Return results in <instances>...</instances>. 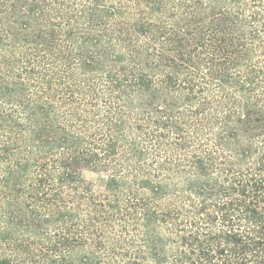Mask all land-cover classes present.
<instances>
[{"label":"trees","instance_id":"trees-1","mask_svg":"<svg viewBox=\"0 0 264 264\" xmlns=\"http://www.w3.org/2000/svg\"><path fill=\"white\" fill-rule=\"evenodd\" d=\"M0 264H264V0H0Z\"/></svg>","mask_w":264,"mask_h":264},{"label":"rangeland","instance_id":"rangeland-1","mask_svg":"<svg viewBox=\"0 0 264 264\" xmlns=\"http://www.w3.org/2000/svg\"><path fill=\"white\" fill-rule=\"evenodd\" d=\"M85 179L91 184L96 194L105 192L108 183V177L97 170H87L84 172Z\"/></svg>","mask_w":264,"mask_h":264}]
</instances>
